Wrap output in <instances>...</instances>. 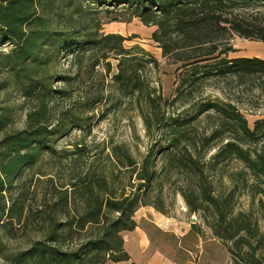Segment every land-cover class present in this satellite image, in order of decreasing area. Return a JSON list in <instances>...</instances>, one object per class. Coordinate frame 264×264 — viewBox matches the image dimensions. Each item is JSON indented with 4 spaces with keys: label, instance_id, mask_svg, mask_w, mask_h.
Wrapping results in <instances>:
<instances>
[{
    "label": "trees",
    "instance_id": "trees-1",
    "mask_svg": "<svg viewBox=\"0 0 264 264\" xmlns=\"http://www.w3.org/2000/svg\"><path fill=\"white\" fill-rule=\"evenodd\" d=\"M97 2L155 26L152 40L162 58L179 70L169 101L149 92L143 75L149 64L158 65L155 58L125 48L120 34L99 33L90 5ZM234 35L264 42V0H0V41L13 44L9 51L0 52V71H8L13 89L34 102L21 128L9 131V107L0 108V231L35 224L39 233L11 254L4 252L0 234V264L128 261L123 234L135 227L134 212L144 205L162 212L147 194L154 183L180 176L184 185L177 190L188 211L199 212L211 235L226 248L230 263L264 264V228L249 212L234 213L228 196L213 193L207 175L219 171L222 162H242L252 176L250 186L261 194L264 205V118L250 127L233 104L195 99V93L212 82H234L264 94V59L226 56ZM65 53L68 63L59 76L60 85L46 84L38 73L58 63ZM109 58L116 60L112 75ZM109 76V85L130 101L144 97L153 108L166 102L170 106L191 103L195 108L174 117L154 110L141 113L147 135L157 130L154 144L162 143L158 170L150 154L138 162L123 143L112 140L106 147L107 166L96 164L104 146L91 155L83 142L74 143L71 151H58L55 142L70 127L85 130L82 136H88L92 125H81L80 120L103 118L105 114L95 110L109 99L105 83ZM85 77L99 83L84 106H55L71 97L73 86ZM201 119L206 121L203 128L198 125ZM209 150L213 152L203 161ZM60 152L65 162L60 164L69 165L66 176L38 171L40 161ZM28 171L38 177L27 179L30 186L21 192L17 187L26 181ZM119 172L128 175L118 180ZM43 179L48 189L39 194L36 183ZM192 229L203 233L198 225L192 224Z\"/></svg>",
    "mask_w": 264,
    "mask_h": 264
},
{
    "label": "rangeland",
    "instance_id": "rangeland-1",
    "mask_svg": "<svg viewBox=\"0 0 264 264\" xmlns=\"http://www.w3.org/2000/svg\"><path fill=\"white\" fill-rule=\"evenodd\" d=\"M91 11L96 20L100 24V34L116 33L125 37L123 42L125 48L130 49L132 52H146L155 58L158 62L157 66L149 64L144 71V77L149 84V92L154 95L160 94L163 99L169 101L174 96L175 87L178 84L179 70L175 71L176 65L168 62L167 59L162 58L161 49L155 43L151 34L155 30V26H147L143 24L137 17H127L124 11L119 7L108 6L102 2L92 3ZM229 45L231 50L226 53L228 58L238 56L259 57L264 59V42L257 40H249L240 38L234 35ZM13 47V44L8 40L0 41V52H7ZM67 53L62 54L58 63H50L47 67L42 69V72L38 73L43 77L44 81L48 85L56 86L60 85L59 76L65 72L67 67ZM112 63V72L110 75L116 72L115 64L116 60L109 58ZM102 71V69H99ZM102 73V72H101ZM103 74V73H102ZM109 77H105L106 88L110 92L109 99H107L102 105L95 110V113H104L103 118H98L96 122L95 118L81 119L80 124L92 125L91 132L88 136H82L85 130H80L77 127H70L67 134L63 137H59L55 145L58 151H71L74 149L73 144L83 142L89 148V155L95 151L99 153L101 148L108 146V141L112 140L117 143H123L125 148L133 155L136 161L140 162L142 158L150 154L155 161V169L161 167L162 161L160 157L161 151H159L158 144H154L157 130L153 129L149 132V136L144 128L142 122L141 113L154 110L156 113H165V115L171 114L172 117L177 114L188 115L195 108L191 103L181 104L180 102L174 103L171 106L168 103H160V107L154 108L152 105H148L145 102L144 97L139 98V102L134 100L130 101L128 98L120 96L112 86L109 85ZM108 81V82H107ZM97 79L86 78L80 79L75 86H73V95L66 99L58 100L55 106L58 108H68L72 105L84 106L88 99L93 95L96 88H98ZM196 100L199 98L217 99L219 101L229 102L233 104L247 119L248 125L251 127L253 121L259 118H264V94L257 90L249 91L246 86L237 85V83H210L202 87V92L195 93ZM34 105V102L30 98H25L16 92L12 86L11 74L6 70L0 71V108L7 106L11 115V122L8 124L6 130H13L21 128L25 115L29 107ZM52 106V105H51ZM89 114V113H88ZM85 117V114H83ZM57 117L53 116V121ZM101 119V120H100ZM206 121L201 119L199 127H205ZM0 132V137L2 136ZM155 145V146H154ZM98 154L99 158L96 160V164L101 167L108 165V160L105 158V153ZM213 150H209L204 155L206 160ZM61 153V152H60ZM64 158L61 154H57L52 158H44L39 163L40 173H52L56 172L58 176H66L67 168L69 165L63 166L60 161ZM53 171V172H52ZM208 179H211L213 193H217L223 197L230 198V204L233 207L234 213L236 212H249L253 219H256L261 229L264 228V205L260 203L261 194L250 186V182L253 180L251 174L246 171L244 164L238 160H229L222 162L221 169L216 172H207ZM31 171L25 173L26 181L20 182L17 190L23 192L30 186L27 179H35L38 177ZM54 175V176H56ZM127 173H116L118 180H124L127 177ZM183 176L179 178H171V180H163L162 184L156 182L152 185L148 192V201L154 202L158 205L164 216L173 217L181 222L192 221L195 225H198L202 232L211 237V230L200 216L199 212L190 213L188 206L178 192V188L184 185V181L181 180ZM42 177H40L41 179ZM45 178V177H43ZM160 180V179H159ZM247 182V184H245ZM37 192L42 194L47 192V182L43 180L37 181ZM25 190V191H26ZM29 198L28 193L26 194ZM264 202V200H263ZM37 226L35 224L28 225L27 228L21 230H15L8 226L6 232L0 231L1 238L4 243L6 254L16 253L21 249H24L30 239L38 237L39 233L36 231ZM210 249H206L203 255V262L207 259V264H231L229 255L224 246L217 245L215 252L212 251V259L209 258ZM3 260L0 258V263Z\"/></svg>",
    "mask_w": 264,
    "mask_h": 264
},
{
    "label": "crops",
    "instance_id": "crops-1",
    "mask_svg": "<svg viewBox=\"0 0 264 264\" xmlns=\"http://www.w3.org/2000/svg\"><path fill=\"white\" fill-rule=\"evenodd\" d=\"M133 219L134 229L123 234L128 261L105 264H204L206 249H210L209 258L212 259L217 245L223 246L213 236L194 231L191 220L181 222L164 216L150 205L140 206Z\"/></svg>",
    "mask_w": 264,
    "mask_h": 264
}]
</instances>
